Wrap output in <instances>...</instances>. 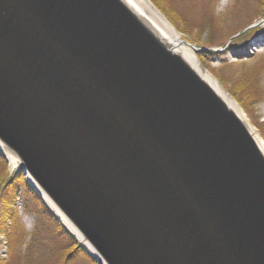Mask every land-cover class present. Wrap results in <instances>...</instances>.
<instances>
[{
  "label": "water",
  "instance_id": "water-1",
  "mask_svg": "<svg viewBox=\"0 0 264 264\" xmlns=\"http://www.w3.org/2000/svg\"><path fill=\"white\" fill-rule=\"evenodd\" d=\"M250 130L123 0H0V153L95 264H264Z\"/></svg>",
  "mask_w": 264,
  "mask_h": 264
},
{
  "label": "rangeland",
  "instance_id": "rangeland-1",
  "mask_svg": "<svg viewBox=\"0 0 264 264\" xmlns=\"http://www.w3.org/2000/svg\"><path fill=\"white\" fill-rule=\"evenodd\" d=\"M193 1L199 4L197 12L201 15L210 0H186L183 6L180 0L179 6L185 10V14L191 20L199 17L193 16V12L190 14L184 8L185 5L192 7ZM256 2V0H216L214 13L222 20L218 29L212 33L210 31L202 33L191 29L188 34H185L181 30L182 25L179 28L174 27L186 42L203 48L201 51H194L196 58L230 96L231 91L242 88L241 81L244 76H249L250 71L258 66H262L258 81L264 95V18H258L250 25L257 26L262 31L242 47L228 45L221 49V44H214L213 47L208 44L215 38H224V42H229L232 37L228 38V33L231 30L248 20L255 19L258 13ZM231 98L234 100L232 96ZM238 106L264 145V96L260 103L249 109V112H246L239 104ZM7 170L9 173L13 170L10 162L7 161V166L0 163V174ZM15 210L16 219L9 226V236L0 237V264H58V259L65 256L67 250L74 249L61 240V237L47 233V221L43 218L38 219V216L42 215H38V202L31 193L23 191L19 194ZM35 231L37 233L33 234ZM70 264L94 263L79 253Z\"/></svg>",
  "mask_w": 264,
  "mask_h": 264
},
{
  "label": "trees",
  "instance_id": "trees-1",
  "mask_svg": "<svg viewBox=\"0 0 264 264\" xmlns=\"http://www.w3.org/2000/svg\"><path fill=\"white\" fill-rule=\"evenodd\" d=\"M154 7H156L160 13L171 23L175 28H179L182 25L181 30L188 34L191 29L198 30L200 32L210 31L211 33L218 29V25L221 22V18L215 16V2L216 0H210L208 6L203 10L201 15L197 12L198 3L193 1L192 7L185 5L186 9L190 14L194 13L193 16L199 18L192 20L185 14V10L179 6L180 0H149ZM186 0H182V6ZM258 5V13L256 14L255 19L248 20L237 26L228 33V38H231L241 31L245 30L250 26L254 20L264 18V0H256ZM200 15V16H198ZM261 29L254 27L247 30L240 36L236 37L233 41L230 42V46L242 47L246 45L252 38L261 33ZM259 32V33H258ZM228 41V40H227ZM223 43V44H222ZM228 42H224V38H215L211 41L210 47H213L214 44H221L220 48L224 47ZM262 71V66H258L250 71L249 76L245 75L242 79V88L231 91V96L234 100L246 111L249 112V109L261 102L263 95L262 88L258 81L260 72ZM0 163L4 166H7V161L0 153ZM26 191L31 193L38 202V216L47 221V233H53L56 237H61V240H64L69 247H73V250L66 249V255L60 257L58 264H70L73 261V258L77 254H83L88 260L95 264L94 261L88 256V254L80 247V245L75 241L73 236L60 224V222L52 215V213L47 209V207L41 202L37 195L33 192L31 187L27 184L25 177L22 173L18 172L15 174H10L7 171L0 174V237L9 236V226L16 219V210L15 205L18 199V196L21 192ZM37 231L33 232V234Z\"/></svg>",
  "mask_w": 264,
  "mask_h": 264
},
{
  "label": "bare ground",
  "instance_id": "bare-ground-1",
  "mask_svg": "<svg viewBox=\"0 0 264 264\" xmlns=\"http://www.w3.org/2000/svg\"><path fill=\"white\" fill-rule=\"evenodd\" d=\"M139 17L142 19L158 37L178 55H180L193 70L215 91V93L224 101V103L236 113L245 123H248L238 104L231 98V96L224 91L219 83L201 66L200 62L195 56L194 49L185 42L175 28L165 19V17L148 1V0H123ZM249 124V123H248ZM250 132L253 129L250 126ZM254 138L259 144L264 153L263 143L255 134ZM9 162L14 168L17 164L15 158L7 154ZM58 215V214H57ZM59 216V215H58ZM61 216V215H60ZM62 222L66 224L76 235L78 240L82 241L81 236L73 230L63 217H60Z\"/></svg>",
  "mask_w": 264,
  "mask_h": 264
}]
</instances>
